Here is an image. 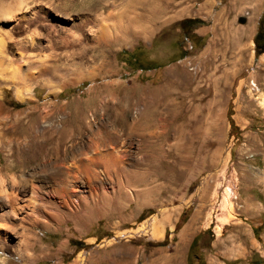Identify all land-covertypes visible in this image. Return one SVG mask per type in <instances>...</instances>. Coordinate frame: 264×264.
Segmentation results:
<instances>
[{
    "label": "rangeland",
    "instance_id": "obj_1",
    "mask_svg": "<svg viewBox=\"0 0 264 264\" xmlns=\"http://www.w3.org/2000/svg\"><path fill=\"white\" fill-rule=\"evenodd\" d=\"M18 1L0 0L4 183L23 201L10 175L38 187L58 163L76 195L53 176L56 207L0 218V264H264V0Z\"/></svg>",
    "mask_w": 264,
    "mask_h": 264
},
{
    "label": "bare ground",
    "instance_id": "obj_2",
    "mask_svg": "<svg viewBox=\"0 0 264 264\" xmlns=\"http://www.w3.org/2000/svg\"><path fill=\"white\" fill-rule=\"evenodd\" d=\"M19 6L17 8V10L19 11L20 15H24V16H28L26 14V11L28 10V7L33 3V1H30V0H19ZM37 2V1H36ZM37 4V3H36ZM0 11H3V12H6V9L1 5L0 6ZM21 16V17H22ZM23 16V17H24ZM31 16V15H30ZM25 18V17H24ZM27 18V17H26ZM31 19V18H30ZM67 34H70V33H67ZM73 35V34H72ZM71 36V35H70ZM37 44H41L42 46H46L48 43H44L42 41H36ZM35 42V43H36ZM29 43L30 44H33V38H30L29 39ZM38 46V45H37ZM48 46V45H47ZM46 46V47H47ZM41 47V46H40ZM22 54V53H21ZM37 56V58H40L41 54L40 53H36L35 54ZM27 68V67H26ZM28 69V68H27ZM15 72V71H14ZM19 72V71H17ZM16 75V74H15ZM23 79V78H22ZM24 94H30L31 93V88L29 87H26L24 89ZM23 93L21 92H18V97L20 99H22L24 97ZM0 94H1V90H0ZM28 97V96H27ZM263 103H264V95H263ZM1 114V112H0ZM8 114V113H7ZM0 118L1 115H0ZM96 137V136H95ZM106 140V139H105ZM75 142V141H74ZM109 144V143H108ZM93 145V144H92ZM94 146H95V149L93 148L90 149L91 153L92 154H102L101 153V146L99 147V144L94 142ZM78 148V147H76ZM101 148V149H100ZM96 149H99V151H96ZM80 150V149H79ZM104 150V149H103ZM54 151V150H53ZM74 151V150H73ZM110 151V150H109ZM112 151V150H111ZM106 152V151H105ZM104 152V153H105ZM103 153V154H104ZM113 153V152H112ZM116 154V153H114ZM71 156L69 157V165L71 167H76L78 165L79 166H89L90 164H92V161L96 160L95 157L91 158L90 160H86V159H82V158H77V156L73 155V153L70 154ZM108 155V154H106ZM95 156V155H94ZM102 156V155H101ZM91 157V156H89ZM103 158V156H102ZM114 159V158H113ZM107 160V159H106ZM62 161V160H61ZM93 161V162H94ZM67 163V164H68ZM51 165L46 168L50 169V174H48L47 176L44 177V179H40L42 182L39 184L38 187H34V186H31V184H28L31 180V178H34V175L31 173H27V174H21L19 179L18 180H15V177L14 178V175L11 174V178H12V183L14 184V182H20L21 185L23 186V188L20 190V195H21V198H23V201L20 200L18 202H16V197L15 195L10 192L9 193V189L7 188V186L5 185L4 183V178H5V170L6 169V165H4L3 167L0 168V192H3L5 195H6V200H2L0 198V218H2L1 220H4L5 218L8 220L9 218H11L12 216H16L18 217V219H21L23 217V215H25L24 213H28L27 211L31 210L32 211H35L38 209H40L43 205V203H46V204H49V205H52L54 207L57 206V204L54 202L55 200H53L51 198V196H48L46 195L44 192H43V189L46 187V186H50L53 185V184H50L51 183V180L54 177H56L57 181L56 184H54L53 187H51V191L60 196L61 200L63 202H66L67 201H71V199L74 198V196L76 195V192L74 190H71L70 189V185L71 183L76 180L75 179V176L77 177V175L75 174V176L73 175L74 173L76 172H70L68 170H64V168H62L61 166H57V164H52L50 163ZM45 165V164H44ZM60 165V164H59ZM64 167V166H63ZM66 167V166H65ZM92 167V166H91ZM69 169V168H68ZM34 170V169H33ZM70 170V169H69ZM72 170V169H71ZM79 170V169H78ZM88 170V169H87ZM7 171V170H6ZM73 171V170H72ZM77 171V170H76ZM79 172V171H78ZM77 172V173H78ZM84 172V171H83ZM72 173V174H71ZM109 174V172H108ZM44 175V174H43ZM89 176V175H88ZM84 177V176H83ZM116 177V176H115ZM88 178V177H87ZM36 179V178H35ZM118 179V178H117ZM92 180V179H91ZM79 181V180H78ZM114 182V181H113ZM83 183V182H82ZM78 184V183H76ZM20 186V185H19ZM79 186V185H78ZM63 187L64 192L63 194L61 195L60 193V188ZM20 189V188H19ZM46 189V188H45ZM80 190V189H79ZM90 190V189H89ZM62 192V190H61ZM83 193V192H82ZM27 194V196H26ZM26 196V198H24ZM101 196V195H100ZM111 197V196H110ZM26 209V210H25ZM49 214V213H48ZM38 215V214H37ZM4 218V219H3ZM195 217L192 218L191 222L184 228V230L181 232V237L183 238L184 235L187 234L188 230L190 229L191 225H192V222L194 220ZM25 219V218H24ZM22 220V219H21ZM165 220V219H164ZM23 221V220H22ZM156 223V222H155ZM153 224L154 226L152 227V232L153 234L156 236V237H159L161 236L162 234V228H161V223L159 222V224ZM5 237V236H4ZM5 240V239H4ZM7 240V239H6ZM233 246H234V241H231L230 242ZM231 245V246H232ZM236 247V246H235ZM145 264H151V263H145Z\"/></svg>",
    "mask_w": 264,
    "mask_h": 264
},
{
    "label": "trees",
    "instance_id": "obj_3",
    "mask_svg": "<svg viewBox=\"0 0 264 264\" xmlns=\"http://www.w3.org/2000/svg\"><path fill=\"white\" fill-rule=\"evenodd\" d=\"M184 19H186V18H181V19L179 20V23H181ZM191 19H192V23H193V24H194V23H203V21H202L200 18L192 17ZM262 24H263V23H258L257 28H256V31H255V33H254V41H255V45H256L257 47H260V49H257V50L255 51L256 54H258L260 51H262V50L264 49V44H261V45H260V44L257 43V37H258V34H259V31H260V28H261ZM193 242H194V238L191 240V242H190L189 245H191ZM72 243H74V244L76 245V242H72ZM76 247H78V245H76Z\"/></svg>",
    "mask_w": 264,
    "mask_h": 264
},
{
    "label": "flooded vegetation",
    "instance_id": "obj_4",
    "mask_svg": "<svg viewBox=\"0 0 264 264\" xmlns=\"http://www.w3.org/2000/svg\"><path fill=\"white\" fill-rule=\"evenodd\" d=\"M257 43L264 44V24H262L260 28V31L257 37ZM184 264H199L196 254H193V255L187 254Z\"/></svg>",
    "mask_w": 264,
    "mask_h": 264
},
{
    "label": "crops",
    "instance_id": "obj_5",
    "mask_svg": "<svg viewBox=\"0 0 264 264\" xmlns=\"http://www.w3.org/2000/svg\"><path fill=\"white\" fill-rule=\"evenodd\" d=\"M200 24L201 23H194L193 26L190 27L191 31L194 32V33L199 34L200 32H198V30H196V26H198ZM259 55H261V59L264 60V49L259 52ZM133 58H134V56H133ZM262 92H264V91H262Z\"/></svg>",
    "mask_w": 264,
    "mask_h": 264
}]
</instances>
